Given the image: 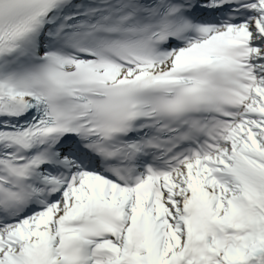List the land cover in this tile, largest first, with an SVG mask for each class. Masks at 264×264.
<instances>
[{
    "label": "snow or ice",
    "instance_id": "snow-or-ice-1",
    "mask_svg": "<svg viewBox=\"0 0 264 264\" xmlns=\"http://www.w3.org/2000/svg\"><path fill=\"white\" fill-rule=\"evenodd\" d=\"M0 264H264V0H0Z\"/></svg>",
    "mask_w": 264,
    "mask_h": 264
}]
</instances>
